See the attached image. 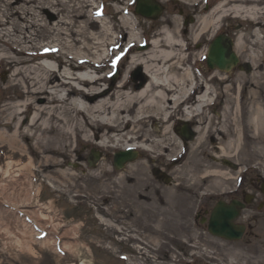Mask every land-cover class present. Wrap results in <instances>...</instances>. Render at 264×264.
Masks as SVG:
<instances>
[{
	"label": "rangeland",
	"instance_id": "1",
	"mask_svg": "<svg viewBox=\"0 0 264 264\" xmlns=\"http://www.w3.org/2000/svg\"><path fill=\"white\" fill-rule=\"evenodd\" d=\"M156 1L165 8L161 18L156 21L140 18L136 21L130 17L131 8L127 5L128 0H0V58L10 55V47H14L25 53L22 56L11 54L15 59H23L27 62L23 67H37L43 59L51 58L50 62L57 64L62 70L68 69V64H72V67L76 64L69 54L86 56L91 61L99 58L101 54L104 60L97 67L94 66L93 61L83 66L93 68L98 74L101 72L107 74L113 69L120 72L119 78H115L114 81L104 78L101 83L106 87L105 89L112 92L125 80L130 85L133 83L134 86H141L147 83L148 78L144 75L142 66L133 67L131 70V61L153 51V46H149L145 51H137L138 47L135 45L134 49L129 47L130 33L137 34L140 40H148V42L161 40L164 38V32H177V29L182 27L181 15L191 14L194 22L191 25L190 36L194 38L202 30L198 19L213 13L222 3L225 4L222 9L225 13L217 24L210 27L219 31L221 25L228 22L229 35L234 42L239 37L245 42L242 50L234 51L240 59L253 67L252 72L246 74L248 77L246 101L250 102L251 91L259 88L261 82L264 87V76L258 83L259 78L252 79L255 74L259 77L264 75V14L261 9L264 0H249L246 10L239 13L231 12L232 7L225 0H209L207 3H202L200 0H194V3L190 1L191 4H199L198 7L192 6L189 1ZM208 7L209 11L203 10ZM254 7H258V11L253 15L251 9ZM123 17L129 19V25L123 24ZM166 19L169 21L165 22ZM105 32L111 36L105 37ZM130 48L133 49L131 53ZM119 54H122L123 58L117 65H113V58ZM251 56L259 57L260 62L254 65L249 59ZM138 69L143 77L133 81L132 73L137 72ZM12 75L11 67L0 63V115L5 104L13 103L8 99L20 95L18 90L11 88ZM227 87L224 105L233 119L237 115V109L234 108L235 95L232 94L231 87ZM223 89L225 90L224 86ZM22 100L15 99L14 102L20 103ZM262 101L264 105V93ZM36 103L44 105L45 102L40 98ZM229 105L233 110L229 109ZM21 123L23 126L27 125L26 120ZM232 124L235 125L236 132L238 124ZM177 126L176 124L175 128ZM148 130V128L144 129L142 133L146 134ZM221 137L223 141V136ZM229 139L236 143L235 136ZM172 142L177 145L174 139ZM191 143L192 146L194 144L193 149L191 147L189 152L187 148L181 151L182 155L181 157L178 155L177 158L180 159L176 164L166 159L158 161L157 164L144 165V169L130 171V164L147 162L146 156L140 153L135 162L126 164L122 170L128 172L123 180H42L34 177L30 181L31 193L35 201L29 207L30 210L38 209L40 205L39 209L43 213L55 220H62L66 226L80 225L77 247L72 245L74 252H71V247H66V251L59 249L54 253L51 246H40L41 241L44 240L42 237H34L33 242L22 245L5 236L0 238V264H82V261L92 264H264V216L262 215H256L254 229L249 228L251 235L249 234L247 239L252 240L253 243L240 250L238 254H234L235 249L221 246L216 241V243L208 242L213 239L204 229L199 230V233L194 230L195 197L200 192L226 190V185L233 187L235 180H222L220 177L211 180L215 181L211 186L198 191L201 182L204 181L200 180L204 173L213 170L222 174L223 168L211 157L205 160L200 158V164L196 155H199L201 148L195 146L196 142ZM80 149H82L80 153L82 158L78 164L83 168L88 167L93 170L94 166L96 167L104 159V154L99 153L98 161L91 166L93 149L85 150L82 147ZM178 149V146L177 150L171 148L176 151L173 154L178 153ZM222 151L223 149L217 150L214 156L218 157ZM227 151L228 154L233 155L230 149ZM116 154L114 152L107 156L113 170ZM251 154L249 153L248 160L241 167L239 166L240 168L251 164L262 166L263 158L259 155L255 158L254 154ZM0 155V165L5 168L10 152L3 149ZM227 158L234 162L232 158ZM19 159L20 155L15 161ZM71 162L67 168L77 170L78 168L74 166L76 163ZM22 163L26 164L27 160ZM31 169L35 173L39 171L36 166ZM78 173L81 171L78 170ZM228 176L225 174L223 178ZM252 177L257 178L258 175L254 173ZM254 191V188L248 186L249 193ZM245 214L246 221L251 219L249 216H253L251 212ZM3 228V224H0V229ZM118 228L120 230H117ZM197 240H200V243L195 248L193 244ZM89 248L90 252H88ZM197 251L201 253L198 258H196Z\"/></svg>",
	"mask_w": 264,
	"mask_h": 264
},
{
	"label": "bare ground",
	"instance_id": "2",
	"mask_svg": "<svg viewBox=\"0 0 264 264\" xmlns=\"http://www.w3.org/2000/svg\"><path fill=\"white\" fill-rule=\"evenodd\" d=\"M225 1L232 7L230 11L233 13L246 10L249 2ZM224 6L221 3L213 13L198 19L202 27L200 34L220 21L225 13L222 11ZM257 11L258 7L251 9L253 15ZM122 20L124 25H129L128 18L123 17ZM168 21L169 19L165 20ZM163 34L164 38L152 43L153 51L131 61V70L142 66V71L148 78L147 83L134 86L125 80L112 92L105 89L104 85H98L104 80L98 72L91 73L83 66L86 62H103L101 54L93 62L89 57L69 54L76 64L74 67L68 64V69L62 70L57 64L50 62L51 58L43 59L37 67H23L27 62L15 59L11 54L22 56L25 53L14 47H10V55L0 58L2 65L8 64L13 70L11 88L20 93L8 99L13 103L5 104L0 115V151L6 149L10 152L5 168L0 165V224L4 226L3 230L0 229V238L6 236L16 240L18 244L28 245L34 241V237H42L44 240L41 241V247L51 246L54 253L71 247L72 250H69L74 252L72 245L77 247L80 225L66 226L62 220H55L43 213L39 209L40 205L38 209L30 210L29 207L35 201L30 180L34 177L42 180H123L128 172L111 169L107 156L128 150L142 153L147 158L146 163L130 164V171L144 169V165L157 164L166 159L171 162L176 160V155L181 150V138L173 128L176 124L205 120V108L209 107L211 97L218 91L212 83L213 78L198 76L188 67L190 57L183 52L178 31ZM108 36L111 35L105 32V37ZM128 39L135 44L140 42L139 36L134 33H130ZM243 45L245 42L239 37L236 49L242 50ZM249 59L254 65L260 62L259 57L251 56ZM239 78L244 77L239 75ZM241 86L242 84L239 89ZM225 90L226 93L227 86ZM251 96L254 112L246 127L251 130L256 145H260L264 131L261 116L263 109L260 97L254 92H251ZM40 98L44 100V105L36 103ZM15 99L23 100L15 103ZM222 109L223 121L217 130L231 134L227 124L230 121L237 123L236 119L231 118L224 105ZM23 120L27 121L26 126L22 125ZM200 126V133L206 138L207 134L213 132L214 118L209 119L206 127L202 124ZM147 128L148 132L142 133ZM238 134L239 139L237 135L236 139L239 144L234 143V148H231L236 157L242 150L241 132ZM199 141L201 143L202 140ZM220 144L223 145L222 142ZM230 145L228 143L226 147H231ZM177 146L178 153L173 154ZM81 147L104 154V159L94 166V171L92 168L79 166ZM205 154L206 158L210 155L207 152ZM19 155V161H15ZM25 159L27 163L23 164ZM71 161L76 163L74 166L77 170L67 168ZM35 166L39 170L36 173L31 169ZM31 253L33 254L32 251ZM82 264L92 263L82 261Z\"/></svg>",
	"mask_w": 264,
	"mask_h": 264
},
{
	"label": "flooded vegetation",
	"instance_id": "3",
	"mask_svg": "<svg viewBox=\"0 0 264 264\" xmlns=\"http://www.w3.org/2000/svg\"><path fill=\"white\" fill-rule=\"evenodd\" d=\"M138 1L139 0H131V3L134 4V9H133L134 11H135V5L137 4ZM189 3L187 4L189 5ZM191 5L198 7L196 6L197 4H191ZM213 8H214V4H213ZM262 8H264V6H262ZM203 10L209 11L210 8L209 7L207 9L203 8ZM181 16H182L181 17L182 27L181 28L179 27V29L177 30L178 37L182 41V47L184 48L183 52H185V54L190 57L189 63H193V66H190V69L192 68V70L197 69L203 71V73L205 74L204 75L205 79L213 78L212 83L216 85V89L218 91L217 93H214L213 96L211 97L212 101L211 104H209V107L205 108L206 111L203 114L205 120L197 121L195 123L192 122L193 124L189 126L192 132V139L191 141H187V142L184 141V143H182V148L184 149L187 148V152H189L191 151L190 150L191 147L192 149L194 147V144L192 146L191 142H196L195 146L196 147L199 146V148H201V150L198 152L199 155H196L197 158L199 159L200 164H201L200 158L202 160L203 159L205 160L206 159L205 153L207 152L208 154L210 153V155H208L207 157H211L212 160L216 159L218 165L221 168H223L222 174H219V172L213 170L204 173V175L200 178V180H204V181L201 182L200 189L198 191L205 189L208 186H211V183L215 182V181L212 182L211 180H217V178L220 177H222V180H231V181L235 180L233 182V187H230V185L228 184L226 185L227 187L226 190L214 191L209 193L200 192L199 195L195 197L194 206H196V212L194 213L195 218L193 220L194 230H196L199 233V230L204 229L207 235L213 239L208 242H212V243L218 242L219 245L221 246L235 249L234 254H238L241 252L240 250L247 248L250 244L253 243L252 240L248 241L247 237H249L250 234L249 228L252 229L257 221L256 215L264 216V187H263L264 173L262 172L264 171V131L261 135L260 145H256L255 140L252 137L251 130L247 128L248 127L247 123L250 119V116L254 112L253 110L254 103L252 100V96H250V102H248V100L246 101V94L248 90L246 88L247 78H248L246 74H250L252 72L253 67L248 62H244L243 59H240L239 56H237L238 62L236 64L229 60L231 64L229 65L228 69L221 70L216 66L210 68L207 65V60H206L208 51L218 38L220 37H226L227 39L231 38L229 35L230 34L229 23L227 22L225 24H222L221 29L219 31H215L214 27L209 26L201 34L200 32H198L197 34L200 35L195 39L197 34L195 35L194 38L192 35L190 36L191 25L194 22L193 18H191V14L181 15ZM231 39L230 41L232 42L233 39L232 40ZM232 46H233L232 49L234 51L236 49V42H234V40L232 42ZM202 57H204V60L200 64L199 60L201 61ZM249 62L251 63V61ZM239 75H242L244 78L240 79ZM253 76L252 79L259 78L257 79V83H258L259 81L263 80L264 75L262 74L260 76L261 78L256 74ZM240 84H242V86L239 89ZM260 85L261 86L259 88H254L253 86L254 89L251 92H254L256 95L260 97V101L263 109L261 116L264 123V105L262 101L263 93H264L263 82H261ZM223 86L224 88L225 86H230L232 90V94L235 95L236 104L234 108L237 109V113H238L235 118L237 122L236 124H238V128H236L237 133L235 132V125L233 124H232L233 130H231L232 128L231 121L229 122V124H227L229 127L228 129L231 130V134L217 130L220 122L223 121L222 106L224 105L225 102V98H224L225 90L223 89ZM229 93L231 94L230 91ZM229 109L233 110L231 105H229ZM228 113L231 115L229 111ZM212 117L214 118L213 132L207 134L206 138H204L202 137L203 133H200V129H201L200 125L202 124L206 127L209 119H211ZM239 132H241L240 145H242L241 146L242 150H241V154H238L236 157L234 155L235 152L231 150V148L232 149L234 148L233 147L234 142H232L231 139L229 138L233 136H235L236 138L237 135L239 139V134H238ZM243 134L244 136H242ZM221 135L223 136V141ZM181 138L183 140L182 136ZM199 140H202L201 143ZM220 142H222L223 145H221ZM202 143L205 144L202 146L201 145ZM228 143L231 144L230 145L231 147H226ZM236 143L239 144V141L237 139H236ZM204 146L205 148H203ZM254 148L256 149L254 150ZM220 149H223L222 153L221 154L219 153L218 157H215L214 155L216 151ZM228 149H230V152H233V155L228 154L229 153L227 151ZM249 153L254 154L255 158H257L258 155L261 158H263L262 166L258 164L257 165L251 164L248 166H244L243 168H240L241 165L245 164L246 161L248 160ZM227 157L232 158L234 162L230 161ZM196 169H198V167H196ZM207 173H211V174H207ZM224 173L226 175H229L225 179L223 178V175H225ZM254 173L258 175L257 178L252 177ZM214 176H218V177L215 178ZM166 181H168V179ZM248 186L254 188L255 191L249 193ZM221 208L232 210L237 213V218L233 221V224L235 227L244 228L243 236L239 241H226L217 238L211 234L210 229H211V220L213 214L217 209L220 210ZM246 212H251L253 214V216H249L251 217V219L247 221L245 220ZM187 213L189 214V212ZM199 243L200 240H197L196 243L193 244V247L197 248ZM200 255L201 253L197 251L196 258L200 257Z\"/></svg>",
	"mask_w": 264,
	"mask_h": 264
},
{
	"label": "water",
	"instance_id": "4",
	"mask_svg": "<svg viewBox=\"0 0 264 264\" xmlns=\"http://www.w3.org/2000/svg\"><path fill=\"white\" fill-rule=\"evenodd\" d=\"M163 9L157 3L152 0H141L138 5V13L147 19H157ZM231 43L227 39L218 40L217 43L211 48L209 65L211 67H218L221 70L228 69L231 64L237 63L236 55L232 52ZM230 60V61H229ZM185 139H190V133L188 130H183ZM138 158V154L131 152H121L115 156L114 166L117 170L124 168L125 164L133 162ZM98 157L95 156V160ZM237 217V213L232 210L221 208L217 211L211 224V232L217 236L227 240H239L243 234V227H235L233 224L234 219Z\"/></svg>",
	"mask_w": 264,
	"mask_h": 264
}]
</instances>
